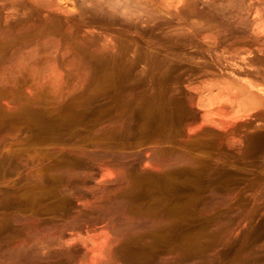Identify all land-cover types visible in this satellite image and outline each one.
I'll return each mask as SVG.
<instances>
[{"label":"rangeland","instance_id":"rangeland-1","mask_svg":"<svg viewBox=\"0 0 264 264\" xmlns=\"http://www.w3.org/2000/svg\"><path fill=\"white\" fill-rule=\"evenodd\" d=\"M245 1L0 0V264H264Z\"/></svg>","mask_w":264,"mask_h":264},{"label":"bare ground","instance_id":"bare-ground-1","mask_svg":"<svg viewBox=\"0 0 264 264\" xmlns=\"http://www.w3.org/2000/svg\"><path fill=\"white\" fill-rule=\"evenodd\" d=\"M92 1V0H91ZM126 1V0H125ZM129 1V0H128ZM236 1V0H235ZM247 1V0H246ZM245 1V2H246ZM130 2H132V1H130ZM135 2H136V0H135ZM138 2V1H137ZM140 2V1H139ZM244 2V1H243ZM120 3V2H119ZM125 3V2H124ZM141 3H142V1H141ZM241 3V2H240ZM86 4H87V2H86ZM90 4V3H89ZM93 4V3H92ZM104 4V3H103ZM102 4V5H103ZM123 4V3H122ZM129 4V3H128ZM131 4V3H130ZM137 4V3H136ZM242 4V3H241ZM244 4V3H243ZM83 5V4H82ZM138 5V4H137ZM109 6V5H108ZM126 6H127V4H126ZM131 6V5H130ZM135 6V5H134ZM133 6V7H134ZM143 6V5H142ZM124 7H125V4H124ZM138 7H140V6H138ZM147 7V6H146ZM235 7V6H234ZM101 8V7H100ZM112 8V7H111ZM114 8V7H113ZM122 8V7H121ZM145 8V7H144ZM230 8V7H229ZM92 9V8H91ZM138 9V8H137ZM148 9V8H147ZM230 9H232V8H230ZM103 10V9H102ZM119 10V9H118ZM126 10H127V8H126ZM131 10H133V9H131ZM223 10V9H222ZM96 11V10H95ZM104 11V10H103ZM237 11V10H236ZM151 12V11H150ZM209 12V11H208ZM219 12V11H218ZM222 12H226V11H222ZM238 12V11H237ZM99 13V12H98ZM97 13V14H98ZM111 13H113V12H111ZM140 13V12H139ZM192 13V12H191ZM220 13V12H219ZM229 13V12H228ZM235 13V12H234ZM243 13V12H242ZM91 14H93V13H91ZM105 14V13H104ZM125 14H127V13H125ZM200 14V13H199ZM231 14V13H230ZM95 15V14H94ZM153 15V14H152ZM213 15V14H212ZM225 14H223V16H224ZM110 16H112V15H110ZM115 16V15H114ZM211 16V15H210ZM230 16V15H229ZM236 16V15H235ZM96 17V16H95ZM98 17V16H97ZM156 19H157V17H156ZM158 19H159V17H158ZM226 19V18H225ZM107 21V20H106ZM92 23H93V21H91ZM105 22V21H104ZM170 23V22H169ZM103 24V23H102ZM228 28V27H227ZM226 28V29H227ZM159 29V28H158ZM161 29V28H160ZM177 29V28H176ZM180 32V31H179ZM181 33V32H180ZM230 33V32H229ZM177 35V34H176ZM180 37V36H179ZM176 38V37H175ZM182 38V37H181ZM227 39V38H226ZM188 40V39H187ZM193 41V40H192ZM161 42V41H160ZM180 42V41H179ZM191 42V41H190ZM228 42V41H227ZM168 44H169V42H168ZM196 44V43H195ZM224 45V44H223ZM162 46V45H161ZM164 46V45H163ZM173 48V47H172ZM178 53V52H177ZM176 54V53H175ZM141 57V56H140ZM178 57V56H177ZM193 59V58H192ZM155 60V59H154ZM182 60V59H181ZM190 60V59H189ZM164 62V61H163ZM152 63V62H151ZM168 63V62H167ZM166 64V63H165ZM151 65V64H150ZM163 65V64H162ZM170 65V64H169ZM172 66V65H171ZM130 67V66H129ZM152 67V66H151ZM127 68V67H126ZM131 68V67H130ZM135 68V67H134ZM158 68H159V66H158ZM162 69V68H161ZM167 69V68H166ZM129 70V69H128ZM163 70V69H162ZM170 70V69H169ZM176 70V69H175ZM161 71V70H160ZM158 72V71H157ZM169 72V71H168ZM167 72V73H168ZM165 73V72H164ZM171 73V72H170ZM169 74V73H168ZM173 75V74H172ZM182 75V74H181ZM171 76V75H170ZM174 76V75H173ZM160 77V76H159ZM177 77V76H176ZM180 77V76H179ZM166 78V77H165ZM141 81H142V78H141ZM120 83V82H119ZM142 83V82H141ZM152 83V82H151ZM129 84V83H128ZM136 84V83H135ZM138 84V83H137ZM159 84V83H158ZM112 85V84H111ZM133 85V84H132ZM132 85H131V87H132ZM107 86V85H106ZM115 86V85H114ZM121 86H123V85H121ZM108 87V86H107ZM106 87V88H107ZM130 87V88H131ZM134 87H136V86H134ZM139 87V86H138ZM155 87V86H154ZM19 88V87H18ZM105 88V89H106ZM118 88V87H117ZM123 88V87H122ZM129 88V89H130ZM149 88V87H148ZM157 88V87H156ZM174 88V87H173ZM147 89V88H146ZM149 90V89H148ZM176 90V89H175ZM18 91V89L16 90V92ZM165 91V90H164ZM91 92V91H90ZM112 92V91H111ZM19 93V92H18ZM92 93V92H91ZM103 93V92H102ZM108 93V92H107ZM117 93V92H116ZM146 93H147V91H146ZM2 94V93H1ZM0 94V95H1ZM15 94V93H14ZM21 94V93H20ZM81 94V93H80ZM97 94V93H96ZM108 94H110V93H108ZM122 94V93H121ZM125 94V93H124ZM135 94V93H134ZM6 95V94H5ZM143 95V94H142ZM179 95V94H178ZM15 96V95H14ZM92 96V95H91ZM95 96V95H94ZM107 96V95H106ZM113 96V95H112ZM117 96V95H116ZM120 96H122V95H120ZM127 96V95H126ZM130 96V95H129ZM136 96V95H135ZM141 96V95H140ZM21 97V96H20ZM171 97H174V96H171ZM15 98V97H14ZM24 98V97H23ZM47 99V98H46ZM167 99V98H166ZM23 100V99H22ZM25 100V99H24ZM48 100V99H47ZM130 100V99H129ZM87 101V100H86ZM132 101V100H131ZM45 102V101H44ZM79 102V101H78ZM80 103H82V102H80ZM84 103H85V101H84ZM144 103V102H143ZM164 103V102H163ZM174 103V102H173ZM160 104V103H159ZM176 104H178V103H176ZM41 105V104H40ZM66 105V104H65ZM86 105V104H85ZM161 105V104H160ZM164 105H166V104H164ZM45 106V105H44ZM43 106V107H44ZM70 106V105H69ZM72 106V105H71ZM83 106V105H82ZM93 106V105H92ZM180 106V105H179ZM189 106V105H188ZM144 107V106H143ZM150 107V106H149ZM170 107V106H169ZM65 108H67V107H65ZM88 108V107H87ZM152 108V107H151ZM177 108V107H176ZM189 108V107H188ZM46 109V108H45ZM80 109V108H79ZM78 109V110H79ZM95 109V108H94ZM105 109V108H104ZM173 109H174V107H173ZM181 110V109H180ZM72 111V110H71ZM92 111V110H91ZM90 111V112H91ZM114 111V110H113ZM174 111V110H173ZM98 112V111H97ZM100 112H102V111H100ZM151 112V111H150ZM191 112V111H190ZM65 113H67V112H65ZM80 113V112H79ZM82 113V112H81ZM89 113V112H88ZM103 113V112H102ZM170 113V112H169ZM173 113V112H172ZM111 114H113V113H111ZM175 114V113H174ZM179 114V113H178ZM41 115V114H40ZM44 115V114H43ZM65 115V114H64ZM74 115V114H73ZM81 115V114H80ZM86 115H88V114H86ZM90 115H93V114H90ZM177 115V114H176ZM69 116V115H68ZM85 116V115H84ZM95 116V115H94ZM168 116H170V115H168ZM71 117V116H70ZM86 117V116H85ZM84 117V118H85ZM97 117H99V116H97ZM120 117V116H119ZM36 118V117H35ZM37 118H39V117H37ZM48 118H49V116H48ZM69 118V117H68ZM77 118V117H76ZM131 118V117H130ZM174 118V117H173ZM172 118V119H173ZM178 118V117H177ZM43 119V118H42ZM66 119V118H65ZM71 119V118H70ZM81 119V118H80ZM91 119V118H90ZM93 119H95V118H93ZM122 119V118H121ZM180 119V118H179ZM178 119V120H179ZM40 120V119H39ZM48 120V119H47ZM62 120H63V117H62ZM110 120V119H109ZM182 120V119H181ZM51 121V120H50ZM81 121V120H80ZM103 121V120H102ZM112 121V120H111ZM34 122V121H33ZM53 122V121H52ZM64 122V121H63ZM66 122V121H65ZM64 122V123H65ZM76 122V121H75ZM82 122V121H81ZM108 122V121H107ZM119 122V121H118ZM120 122H122V121H120ZM144 122V121H143ZM149 122V121H148ZM46 123V122H45ZM90 123V122H89ZM112 123V122H111ZM147 123V122H146ZM41 124V123H40ZM66 124V123H65ZM117 124V123H116ZM167 124V123H166ZM171 124V123H170ZM31 125V124H30ZM33 125V124H32ZM47 125V124H46ZM49 125V124H48ZM68 125V124H67ZM80 125V124H79ZM121 125V124H120ZM177 125V124H176ZM187 125V124H186ZM62 126V125H61ZM118 126V125H117ZM47 127V126H46ZM171 127V126H170ZM13 128V127H12ZM15 128V127H14ZM37 128V127H36ZM55 128H57V127H55ZM70 128V127H69ZM10 129V128H9ZM46 129V128H45ZM68 129V128H67ZM147 129V128H146ZM172 129V128H171ZM30 130V129H29ZM78 130H79V128H78ZM10 131V130H9ZM26 131V130H25ZM32 131V130H31ZM39 131V130H38ZM54 131V130H53ZM182 131V130H181ZM8 132V131H7ZM41 132H43V131H41ZM59 132V131H58ZM61 132V131H60ZM97 133V132H96ZM179 133V132H178ZM181 133V132H180ZM49 135V134H48ZM54 135V134H53ZM90 135V134H89ZM92 135V134H91ZM156 135V134H155ZM56 136V135H55ZM61 136V135H60ZM105 136V135H104ZM215 136V135H214ZM97 137V136H96ZM62 138V137H61ZM108 138V137H107ZM113 138V137H112ZM159 138V137H158ZM201 138V137H200ZM215 138V137H214ZM5 139V138H4ZM37 140H40V139H37ZM45 140V139H44ZM53 140V139H52ZM87 140V139H86ZM105 140V139H104ZM116 140V139H115ZM205 140V139H204ZM34 141H35V138H34ZM57 141V140H56ZM78 141H79V139H78ZM144 141V140H143ZM200 141V140H199ZM198 141V142H199ZM35 142H38V141H35ZM42 142H43V140H42ZM60 142V141H59ZM66 142V141H65ZM80 143V142H79ZM263 143V142H262ZM64 144V143H63ZM218 145V144H217ZM164 146V145H163ZM219 146V145H218ZM206 147V146H205ZM214 147V146H213ZM264 147V146H263ZM207 149V148H206ZM9 155V154H8ZM12 155V154H11ZM7 156V155H6ZM15 157V156H14ZM4 158H6V157H4ZM13 158V157H12ZM7 159V158H6ZM77 160V159H76ZM1 162H3V161H1ZM17 162V161H16ZM67 163V162H66ZM6 164V163H5ZM71 165V164H70ZM74 165V164H73ZM1 166V165H0ZM77 166V165H76ZM74 167V166H73ZM78 168V167H77ZM72 174V173H71ZM155 180V179H154ZM160 182V181H159ZM161 245V244H160Z\"/></svg>","mask_w":264,"mask_h":264}]
</instances>
